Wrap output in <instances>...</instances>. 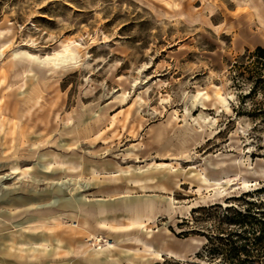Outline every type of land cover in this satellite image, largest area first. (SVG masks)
I'll list each match as a JSON object with an SVG mask.
<instances>
[{
  "label": "rangeland",
  "instance_id": "374dc122",
  "mask_svg": "<svg viewBox=\"0 0 264 264\" xmlns=\"http://www.w3.org/2000/svg\"><path fill=\"white\" fill-rule=\"evenodd\" d=\"M258 47L264 0H0V243L25 250L0 246V264H103L96 251L105 264H264V250L229 252L231 233L264 223V118L232 70ZM220 153L225 167L208 160ZM55 155L81 169L36 178ZM206 165L226 182H206ZM58 190L74 209L54 205ZM216 194L226 204L183 217ZM228 207L258 220H227ZM143 225L160 257L130 241Z\"/></svg>",
  "mask_w": 264,
  "mask_h": 264
},
{
  "label": "bare ground",
  "instance_id": "6f19581e",
  "mask_svg": "<svg viewBox=\"0 0 264 264\" xmlns=\"http://www.w3.org/2000/svg\"><path fill=\"white\" fill-rule=\"evenodd\" d=\"M177 8H181V4H177L176 6ZM254 8L257 10V7L254 6ZM258 12V11H257ZM23 56H28V53L26 52H18L15 54V58L17 59H21ZM102 114L97 116L96 119L94 120V123L97 124L99 122V119L101 118ZM93 118L90 117L88 120H92ZM97 126V125H96ZM34 147L37 145L36 143L33 144ZM68 147L70 148V145L68 144H64V147ZM229 154H225V153H220L218 154L217 156H213L211 155L208 160L209 161H212V160H216L217 161V166H221V167H225L226 164L228 163V158H229ZM48 163L45 164V165H42L41 168H43V171H39L38 173H36L34 176L37 178L39 175L38 174H41L43 178L45 179H52L54 178L55 179V176H56V172L55 170L53 169L54 166L58 165L59 167L61 168H66L67 171H78L79 169H81V164L79 163H74L72 160L70 159H65L63 160L61 157H59L58 155H55V157H53L51 160L49 159V161H47ZM232 163H235L237 162V160H231ZM115 169V172L119 173V174H125V175H128V174H131L132 172L136 171V167L134 166H127V167H122L120 165H116L114 167ZM107 169L105 167H103L102 165L101 166H88L86 171L89 172L90 175L92 176H98V175H101L103 173H107L106 171ZM52 173L53 174H49V173ZM205 172L207 173L208 172V167L206 165V168H205ZM23 174L24 175H29L30 174V170L29 169H25L23 170ZM108 174H112L110 172H108ZM205 181L206 182H209L211 181L212 183L216 184V185H221L223 184L224 182H226V170L223 171L222 175L219 176V177H212L210 176L208 173L206 174V178H205ZM256 186H260V184H257ZM58 199L55 201V204H59L60 207H64V208H71V209H74L75 208V205L73 202H71L70 200H66L64 198H62V191L61 190H58ZM225 194H221V195H215V197L209 199L208 201H202V202H198V203H194L192 204L191 206H189L186 210V213H183V217L186 218L187 215H191V210L193 208H196V207H205V206H212V205H218V204H222V203H225ZM80 199V198H79ZM5 200V199H4ZM226 204V203H225ZM73 214V212H72ZM74 216V215H72ZM55 221H59L60 218H54ZM142 233L145 234V238L143 236H137L133 239H131L130 241L132 243H135L136 245H139L141 247H138V250L140 248L144 249L146 252H149V253H157V255L160 257L161 256V251H156V248L154 246V243L153 241L151 240L152 237H153V229L152 227H149V226H146V225H143L142 226ZM10 241H3L2 243H0V246L3 245V247L11 250V251H19V253L23 254L24 253V249L22 248V246L20 247H17V244H9ZM103 252H98L96 251L95 254H94V257L93 259L99 263H103L105 264L108 260L106 257H103L102 256ZM170 254H176V253H173L170 251ZM132 254H128V257H131ZM178 256V255H177Z\"/></svg>",
  "mask_w": 264,
  "mask_h": 264
},
{
  "label": "trees",
  "instance_id": "16d2710c",
  "mask_svg": "<svg viewBox=\"0 0 264 264\" xmlns=\"http://www.w3.org/2000/svg\"><path fill=\"white\" fill-rule=\"evenodd\" d=\"M237 69L240 72L242 77V86L249 87V93L244 97L253 102L252 107L250 108L248 114L253 120H256L258 117L264 118V48L258 47L254 52L249 50L240 57L238 62L234 64L232 70ZM258 97L262 98V101L256 102ZM264 192V188L257 190V193L260 194ZM250 193L243 194L240 199L247 198ZM252 206H255V203H251ZM264 205V203H261ZM220 205H215L211 207H216ZM231 211L237 213V216H242L244 218H251L258 220L256 214H253L250 211V208L243 210H233V207L226 208V219H230L229 214ZM259 218L264 219V209L258 211ZM240 219V218H239ZM240 225H245L240 222ZM247 225V224H246ZM237 237L236 241H230V256L240 255L241 253L250 257L251 247L256 250H264V223H261L260 230H244L241 233H231L230 236ZM233 238V237H232ZM186 264H197L187 262Z\"/></svg>",
  "mask_w": 264,
  "mask_h": 264
}]
</instances>
